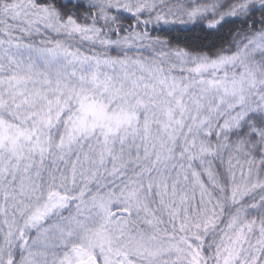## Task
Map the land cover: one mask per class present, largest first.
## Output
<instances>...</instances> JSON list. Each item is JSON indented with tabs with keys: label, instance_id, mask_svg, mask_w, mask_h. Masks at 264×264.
Segmentation results:
<instances>
[{
	"label": "snow or ice",
	"instance_id": "6c2138e0",
	"mask_svg": "<svg viewBox=\"0 0 264 264\" xmlns=\"http://www.w3.org/2000/svg\"><path fill=\"white\" fill-rule=\"evenodd\" d=\"M0 264H264V0H0Z\"/></svg>",
	"mask_w": 264,
	"mask_h": 264
}]
</instances>
